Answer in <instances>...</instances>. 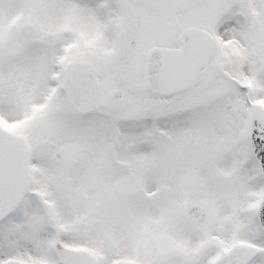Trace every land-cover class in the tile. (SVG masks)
Listing matches in <instances>:
<instances>
[{
  "label": "snow or ice",
  "instance_id": "snow-or-ice-1",
  "mask_svg": "<svg viewBox=\"0 0 264 264\" xmlns=\"http://www.w3.org/2000/svg\"><path fill=\"white\" fill-rule=\"evenodd\" d=\"M0 264H264V0H0Z\"/></svg>",
  "mask_w": 264,
  "mask_h": 264
}]
</instances>
